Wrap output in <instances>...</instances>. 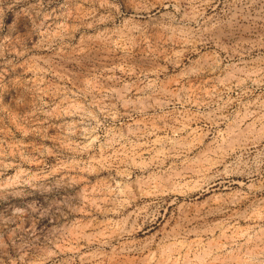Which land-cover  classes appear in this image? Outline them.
<instances>
[{"label":"rangeland","instance_id":"obj_1","mask_svg":"<svg viewBox=\"0 0 264 264\" xmlns=\"http://www.w3.org/2000/svg\"><path fill=\"white\" fill-rule=\"evenodd\" d=\"M74 235L91 264H264V0H0V264Z\"/></svg>","mask_w":264,"mask_h":264},{"label":"bare ground","instance_id":"obj_2","mask_svg":"<svg viewBox=\"0 0 264 264\" xmlns=\"http://www.w3.org/2000/svg\"><path fill=\"white\" fill-rule=\"evenodd\" d=\"M168 6V5H167ZM166 7V6H165ZM156 8V7H155ZM149 14H150V24H149V31H153L155 34H159L160 37H162L164 34H168L170 33V30L173 28H171L170 26H168L166 24V22L163 20L159 21V18H161V16L159 17L158 13L160 12V10L158 9L157 11H154L150 9V11H148ZM147 12V13H148ZM164 12V11H163ZM141 14V12H140ZM148 14V15H149ZM143 15V12L141 14V16ZM167 15V14H166ZM140 16V15H139ZM147 16V15H146ZM164 17V16H163ZM162 17V18H163ZM167 18V17H165ZM173 18V17H172ZM147 19V18H146ZM139 21V20H138ZM142 21V20H141ZM170 21V20H169ZM177 21V20H175ZM178 22V21H177ZM176 22V23H177ZM137 24V22H136ZM172 24V23H171ZM174 25V24H173ZM134 26V25H133ZM132 26V28H134ZM144 26V25H143ZM180 26V25H179ZM179 26L176 25V27L180 28ZM148 27V26H147ZM175 27V28H176ZM142 27H141V23H138L136 26H135V30H140ZM144 28V27H143ZM179 30V29H178ZM182 31V30H181ZM172 34L174 35V32L173 29H172ZM174 32V33H173ZM180 33V32H179ZM181 34V33H180ZM173 35H172V38H173ZM176 35V34H175ZM176 38V37H175ZM187 38V37H186ZM174 39V38H173ZM172 39V40H173ZM179 39V38H176V40ZM186 40V39H185ZM188 40V39H187ZM184 41V40H183ZM174 42V41H173ZM181 42V41H180ZM190 43V42H189ZM175 44H177L175 42ZM178 45V44H177ZM223 182V181H222ZM224 190V189H229L228 185H224V184H221V182H214V181H211L209 183V185L205 188V191L208 194L212 193L211 194V197L210 198L209 196H204L205 198H203V195L202 194H198L196 195L195 199L194 200V204H200L201 206L202 205H205L207 203H209V201H221L223 200V203H224V200L225 198L223 197V192H219L221 190ZM257 190H260V189H257ZM239 192V191H238ZM229 194V193H228ZM226 197V196H225ZM248 198V196L244 195L243 193H239L238 196H234L231 200L232 203L234 204H238V203H242L243 201H246ZM227 199V198H226ZM231 199V197H230ZM222 203V202H221ZM224 205V204H223ZM211 212H214L213 210ZM73 237V236H72ZM71 239V238H70ZM78 241V242H77ZM70 242V241H69ZM72 245L71 246H68V247H63V246H60L58 248V250H52V251H49L44 257H42L41 259H35L33 262H27L29 264H75L76 261L79 262V264H87V263H92V261H94V258L97 259V256L99 254L97 253H92L91 255L90 254H87L85 252H83V246L80 245V242H79V237L74 235L73 239H71V242H70ZM76 243V246L73 245ZM62 255H68L67 258H64L62 260H58V258H61ZM90 263V264H91Z\"/></svg>","mask_w":264,"mask_h":264}]
</instances>
